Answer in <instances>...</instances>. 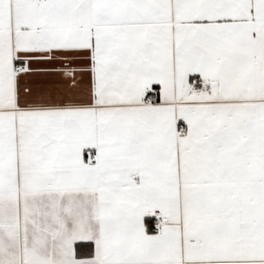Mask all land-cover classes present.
Masks as SVG:
<instances>
[{"label": "snow or ice", "instance_id": "1", "mask_svg": "<svg viewBox=\"0 0 264 264\" xmlns=\"http://www.w3.org/2000/svg\"><path fill=\"white\" fill-rule=\"evenodd\" d=\"M0 264H264V0H0Z\"/></svg>", "mask_w": 264, "mask_h": 264}]
</instances>
